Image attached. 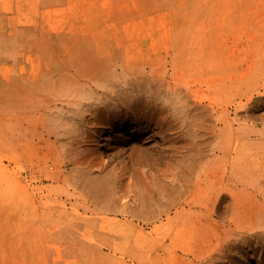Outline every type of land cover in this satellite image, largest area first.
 I'll use <instances>...</instances> for the list:
<instances>
[{
  "label": "bare ground",
  "instance_id": "6f19581e",
  "mask_svg": "<svg viewBox=\"0 0 264 264\" xmlns=\"http://www.w3.org/2000/svg\"><path fill=\"white\" fill-rule=\"evenodd\" d=\"M100 25L91 18L83 29L72 26L59 35L46 31L41 36L46 40L34 41L36 45L42 43L41 47L36 48L34 59L29 61L28 57L14 73L10 96L2 102L11 113L15 152L25 151L37 141L44 143L52 163L42 165L48 171L46 178L56 186L66 172L63 167L70 162L66 148L71 143L69 131L77 125H73L77 116L81 122L78 130L90 123V130L95 132L103 123L100 115L110 131L115 126L122 128L127 120L133 125L131 131L144 133L150 127H142L143 122L156 120L160 125L166 121L163 108L143 104L140 95L144 92L138 87L145 86L153 87L156 95L175 99L184 111L190 105L201 108L205 116L201 114L203 117L192 121L195 139L200 141L193 142L195 153L189 173L168 171L153 178L156 208L136 232L141 248L135 255L146 264H163L167 260L170 264H264V46H253L237 64L220 57L215 48H203L200 52L205 56L209 78L205 89H192L177 75L178 63L174 62L169 69L167 61L153 59L160 48L170 51L178 43V35L156 29L115 32L103 28L104 25L99 28ZM136 40L151 44L144 46ZM186 47L182 44L174 57L184 58L180 51ZM22 57L17 59V66ZM225 70L229 76L224 89L233 93L231 110L220 114V96L212 99L211 93L223 91L220 87L221 82H227L222 80ZM166 223H170V229L163 231Z\"/></svg>",
  "mask_w": 264,
  "mask_h": 264
},
{
  "label": "rangeland",
  "instance_id": "374dc122",
  "mask_svg": "<svg viewBox=\"0 0 264 264\" xmlns=\"http://www.w3.org/2000/svg\"><path fill=\"white\" fill-rule=\"evenodd\" d=\"M91 18L100 22L99 28L104 25L115 32L156 29L178 35V43L170 51L160 48L153 59L167 61L169 69L178 63L177 75L192 89H205L209 78L205 56L200 52L203 48H215L220 57L237 64L253 46H264V0H0V264H146L135 255L141 248L136 232L156 208L153 178L168 171L189 173L195 153L193 142L200 141L195 139L192 121L205 116V112L191 105L184 111L181 103L156 95L151 86L138 87L144 92L140 95L143 104L163 108L166 121L160 125L156 120L143 122L141 126L150 129L135 133L126 120L124 128L115 126L110 131L104 116L99 115L103 123L92 133L90 123L80 130L76 128L81 127L77 116L73 121L77 125L69 131L71 143L66 148L70 162L63 167L65 178L56 186L46 178L48 171L42 165L52 163L44 143L37 141L27 147V152H15L11 113L2 104L10 96L14 73L28 57L29 61L34 59L42 44L34 41L46 40L41 37L44 32L59 35L72 26L83 29ZM182 44L187 45L180 51L185 57L175 58ZM22 55L23 63L17 66ZM228 76V71H223L222 80H227L221 82L223 91L211 93L212 99L220 96V114L231 110L233 92L224 89ZM113 103L118 106L117 99ZM140 136L143 138L135 141ZM80 163H85V167ZM169 229L170 223L162 228ZM149 232L147 228L146 233ZM163 264L170 263L167 260Z\"/></svg>",
  "mask_w": 264,
  "mask_h": 264
}]
</instances>
